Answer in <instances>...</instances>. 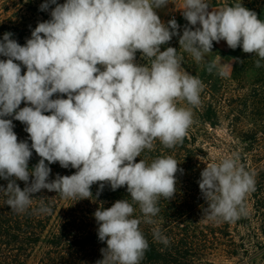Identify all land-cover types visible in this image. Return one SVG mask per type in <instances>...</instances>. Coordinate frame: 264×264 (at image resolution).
<instances>
[{
  "label": "clouds",
  "instance_id": "clouds-1",
  "mask_svg": "<svg viewBox=\"0 0 264 264\" xmlns=\"http://www.w3.org/2000/svg\"><path fill=\"white\" fill-rule=\"evenodd\" d=\"M169 3L45 0L40 11L55 5L50 19L38 22L24 45L11 32L0 39V56L6 58L0 59V179L8 181L0 194L21 214L44 189L81 200L93 197L90 189L97 183V195L105 184L113 191L126 186L130 199L94 212L98 239L107 245L97 264H141L149 243L139 226L154 223L159 199L173 198L176 173L183 171L172 156L137 162L156 141L169 149L183 143L204 89L183 68L184 56L161 46L179 36V49L199 64L212 53L213 42L223 40L255 55V67L264 66V20L239 0L215 10L206 0H184L188 25L182 35L175 18L165 24L156 12ZM137 52L145 64L136 63ZM214 70L215 61L207 62L206 71ZM13 120L26 125L31 144L18 140ZM33 150L40 160L30 169ZM57 162L75 173L50 180L49 165ZM198 184L207 219L234 223L247 215L246 198L256 180L234 154L207 163ZM135 206L142 219L133 218ZM38 211L51 209L41 203ZM153 239L169 244L159 229Z\"/></svg>",
  "mask_w": 264,
  "mask_h": 264
},
{
  "label": "trees",
  "instance_id": "trees-1",
  "mask_svg": "<svg viewBox=\"0 0 264 264\" xmlns=\"http://www.w3.org/2000/svg\"><path fill=\"white\" fill-rule=\"evenodd\" d=\"M222 1L213 0L210 5L231 6L238 2ZM44 2L0 0V39L4 33L11 32L12 39L24 45L38 22L50 19L48 11L55 5L48 11H40ZM242 5L263 19L259 8L253 4ZM179 19L175 20L182 34L186 25ZM177 39L178 36H174L161 46V51L175 45ZM231 53L234 64L226 80L232 88L226 101L212 91L216 89L215 93H218L220 85L210 88V82L207 83L209 88L204 90L199 106L193 109L195 122L183 143L169 149L156 141L154 150H145L137 158V162L145 159L150 163L158 156H172L179 163L178 168L183 170L176 173L173 198L159 199L160 212L153 217L154 223L141 222L139 226L149 243L141 264H264V164L257 166L264 156V66L255 67L257 57L244 53L240 47L232 49ZM180 54L184 56L183 61H190L189 54L182 49ZM0 59L6 58L0 56ZM261 63L264 65V61ZM247 69L254 71L255 76L245 89L241 82ZM25 71L22 66V74ZM24 106L22 102L20 107ZM13 124L18 140L31 144L24 130L26 125L16 120ZM221 127L225 136L216 134ZM211 149L217 151L215 156L210 155ZM234 154L239 156L246 170L255 173V191L246 198L247 215L234 223L209 221L204 215L208 204L198 184L201 171L207 163L219 162ZM39 160L33 150L29 168ZM49 167L50 180L57 174L72 175L76 171L71 167L62 168L58 162ZM7 183L0 179V185L6 187ZM17 183L21 189L25 187L23 181ZM98 189L99 183L92 185L93 197L81 200L65 199L44 189L33 194L29 210L21 214L12 212L6 205L7 197L0 194V264H28L32 257L34 264H97L103 258L100 250L107 245L98 239L94 212L102 206L111 207L117 200L130 199L126 186L113 191L105 184L97 195ZM41 203L51 212L40 213ZM133 218L142 219L138 206H135ZM155 229L168 238L167 246L153 239Z\"/></svg>",
  "mask_w": 264,
  "mask_h": 264
},
{
  "label": "rangeland",
  "instance_id": "rangeland-1",
  "mask_svg": "<svg viewBox=\"0 0 264 264\" xmlns=\"http://www.w3.org/2000/svg\"><path fill=\"white\" fill-rule=\"evenodd\" d=\"M215 1L217 3L219 1L221 2V0H215ZM239 1L242 4H248V5L253 4L255 7L259 8L260 9L259 11L263 16L262 20H264V0H239ZM59 2L62 4L65 2V0H59ZM183 2L184 0H170V3L166 7L156 9V12L161 18L162 22L166 23L172 18H175L176 20H180L179 18H181L183 21H185V25H188V22L184 19L182 15ZM206 2L213 10L221 6V5L211 6L210 4H212L213 0H206ZM50 11L51 9L48 11L49 14ZM170 47L176 48L180 53L181 49H179L180 48L179 36L178 39L175 41V45ZM231 50L232 49L229 48L226 42L223 40L220 41L219 43L213 42L212 53L206 54L204 60L201 63L197 64L190 55H189L190 56L189 62L183 61V68L192 75L198 76L204 83V89L200 95V98L204 95V90L209 87L211 88L212 85L215 87H218L220 85V89L218 90L219 91L218 93H215L216 89H212V91L214 90L213 92L214 95L218 96L220 94L221 99H223L224 101H226V99L228 98L232 87L230 86V84L227 82L226 79L231 75L234 64V60L231 57L232 56ZM209 61H215L216 63V70H214L211 74L206 71V64ZM136 63L138 64L146 63V61L142 58L139 52H137L136 54ZM221 72L223 73V75L219 74ZM254 76H255L254 71L247 69L243 74L241 86L245 87V89L249 87V84L253 81ZM209 79L210 81H208ZM207 83H209V85ZM224 133L225 130L223 127L216 130L217 135L225 136ZM210 152H211L210 153L211 156H215L217 154V151L213 149H211ZM263 157H261V161L257 164V166L259 164H264ZM34 261L35 259L34 257H32L28 264H34Z\"/></svg>",
  "mask_w": 264,
  "mask_h": 264
}]
</instances>
